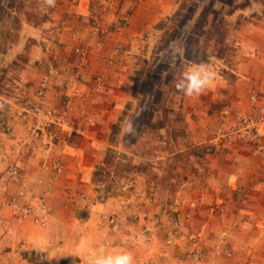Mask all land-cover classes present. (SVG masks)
<instances>
[{
	"label": "crops",
	"instance_id": "obj_1",
	"mask_svg": "<svg viewBox=\"0 0 264 264\" xmlns=\"http://www.w3.org/2000/svg\"><path fill=\"white\" fill-rule=\"evenodd\" d=\"M244 2L224 17L234 23L224 41L233 45L238 77H218L196 98L168 95L166 122L135 126L129 135L128 123L146 113L144 98L137 108L135 89L143 64L163 32L158 26L179 1H142L122 21L123 31L102 48L89 49L82 63L72 52L78 39H86L90 0L76 6L58 2L51 15L37 16L34 9L44 7V0H0V121L10 123L13 136L22 135L20 111L36 102L46 77L49 104L75 102L67 141L48 154L19 160L30 182L45 162H63L62 176L47 196L50 225L18 223L0 196V264H89L101 250L129 251L135 264H264V134L253 144L245 133L238 135L242 130L220 132V156L207 149L217 141L215 129L236 124L256 104L252 91L260 92L258 104L264 105V0ZM52 39L58 43L49 44ZM117 42L125 50L111 63ZM216 60L222 65L225 58ZM98 75L105 77L103 89ZM161 113L153 111L152 119ZM15 143L0 128V171ZM110 151L121 159L108 160ZM117 162L126 167L119 169ZM47 185L45 180L42 190ZM237 187L247 191L243 202L234 198ZM214 203H220V216L211 212ZM194 224L201 231L199 252L218 246L203 249L198 260L188 256ZM218 229L228 237L212 233ZM171 233L176 234L169 243Z\"/></svg>",
	"mask_w": 264,
	"mask_h": 264
},
{
	"label": "rangeland",
	"instance_id": "obj_2",
	"mask_svg": "<svg viewBox=\"0 0 264 264\" xmlns=\"http://www.w3.org/2000/svg\"><path fill=\"white\" fill-rule=\"evenodd\" d=\"M58 2H63L66 0H57ZM144 0H114L112 5L105 4L103 0H90V11L91 15L88 22V29H87V36L86 38L90 37V26L92 24V20L94 18H99L105 23H113L115 20H112V15H115L114 18H122L126 17L128 15V18L133 14L135 11L137 5L141 3ZM179 4L174 11V13L168 17V20L166 22H162L158 27L162 28L163 32H161L160 39L157 42L154 52L148 53L149 55L146 56V61L142 71L141 76L139 79V82L135 86L136 93L138 94L140 101L137 103V108L140 106L139 103L144 98L143 108L146 113L143 114L141 117L137 118L134 122L135 126L139 130H143L144 128L151 126L153 121L155 120V124H163V121L166 122L167 117H165L163 111L168 110V95L174 93H180L178 92L174 87V80L178 75V70L181 68V61L178 59L175 64L172 63L171 58V47L175 44H180L184 49V61H192V62H200L206 58L208 60V63H210L217 71L218 77H226V78H236L238 77L237 73L235 72V65H233V45L231 43H226L227 36L230 33L234 27V23L230 22L229 20L225 19L224 17L228 14H231V12L236 9L239 5L241 6L245 4V0H178ZM67 2V1H66ZM37 8V7H36ZM42 11L45 15H50V8L42 7L41 9L38 8L34 9V16H37L38 13ZM120 18V19H121ZM52 18H50L51 20ZM51 22H54L53 20ZM54 26H51L50 32L54 30ZM52 34V33H51ZM231 35V34H229ZM226 40L224 41V39ZM112 39V38H110ZM58 43V41L55 39H52L49 41V44L51 43ZM79 45H82L84 42H79ZM118 43V42H117ZM123 45V51L125 50V45L123 42H121ZM230 45V46H229ZM75 49V47H74ZM73 49V54L75 57H77L78 61L79 58L75 54V51ZM224 57L225 61L221 65L217 62L216 58ZM259 54L256 53L255 57H258ZM249 57V56H248ZM144 62V61H143ZM244 73V71H243ZM242 73V74H243ZM258 90H254L250 93V100L253 102L256 100V104H254L248 111L242 112V114L239 115V118L237 119V123L228 126L225 130H221L220 127L215 129L213 131L215 138L217 139L216 142L213 144H210V146L207 148L208 152L212 156H220V153L222 151V148L220 149V132H222V135H227L228 132H230V135L232 132L236 133V131H241L238 135H243L242 133H245L246 139L250 138V143L253 144H259L258 142L262 139L261 137L264 134V129L260 134L253 135L252 133H247V131L244 129L243 121L246 117L252 115L254 113V109L258 111L259 114L264 115V105L258 104L259 99ZM231 107V104L229 105ZM30 107V106H29ZM28 108V107H27ZM232 109V107H231ZM25 110V109H24ZM23 110V111H24ZM160 110L162 111L161 114L156 115L154 119H152V113L153 111ZM23 111H20V117L23 113ZM156 118V119H155ZM5 120V119H3ZM2 121V120H1ZM0 121V122H1ZM7 121V120H6ZM4 132V131H3ZM120 132V126L117 125L113 129V133L116 136ZM5 133V132H4ZM6 135V133H5ZM113 135V139H115V136ZM233 135V136H234ZM233 136H227L228 141L232 140ZM6 137L10 140L11 137ZM18 136H13L14 138H17ZM245 138H241L242 140ZM217 146L219 148L217 149ZM14 148H10V156H6L2 159V162H4V169L0 171V175L4 176L6 174L7 166L9 164V161H14L16 157L14 154ZM262 149V148H257ZM262 154V151H258ZM121 155H115L113 152H109L108 160H115L121 159ZM117 165L119 169L125 168L126 164L122 162H117ZM263 168V167H262ZM100 174L103 176L104 171H100ZM243 188V187H242ZM247 192V191H246ZM232 193L234 194V198L238 202H243V200H238L236 196V191L233 188ZM247 199V198H245ZM244 199V200H245ZM211 212L214 214V216L217 214L220 216V203H214L212 206ZM189 219V218H186ZM185 223V220H184ZM195 228H197V224H194V231L192 229V233L194 234L191 240V248L188 252V256H191L193 260L200 259L201 254H204V251L209 250H217L218 246L214 248L213 247H204V251L202 248H200V252L198 251V246L200 244V232L196 231ZM218 235V238H226L228 237L227 233H221L218 229L216 232ZM176 233H171L168 236V240L170 237L174 239ZM215 238H217L214 235ZM217 238V239H218ZM228 250V249H227ZM226 252H231L227 251ZM231 250V249H229ZM220 251V250H219ZM200 254V255H199ZM187 255V254H186ZM218 256V255H217ZM220 256V254H219ZM227 257L232 258V255H227Z\"/></svg>",
	"mask_w": 264,
	"mask_h": 264
},
{
	"label": "built area",
	"instance_id": "obj_3",
	"mask_svg": "<svg viewBox=\"0 0 264 264\" xmlns=\"http://www.w3.org/2000/svg\"><path fill=\"white\" fill-rule=\"evenodd\" d=\"M68 4L76 6L79 0H66ZM105 4L112 5L114 0H103ZM50 8V15L57 7ZM126 17L105 23L99 18H94L90 26V37L84 40L82 45L75 46V54L80 62L87 60L89 49H100L107 44L110 38L119 35L124 28L123 20ZM65 24V23H62ZM66 26V25H65ZM83 42V39H78ZM84 44L86 45L84 47ZM123 53V45L118 42L113 49L111 63ZM58 73V71H54ZM97 85L103 89L105 87V77L98 75L95 77ZM49 87V79L46 77L42 81L37 92V100L30 107L26 108L21 119L23 122V134L13 139L14 130L6 120L0 122V128L16 141L14 161H9L6 174L0 178V196L2 197V208H10L18 223L30 222L33 225L46 229L51 222L52 213L47 203V196L51 188L59 182L63 172V162L60 158H54L45 162L38 174L34 175L30 182L22 170L20 157L30 154H48L53 152L70 137L73 128L72 110L75 106L72 98L61 99L59 105L49 104L46 92ZM244 129L253 135L260 134L264 129V115L254 109V113L246 117L243 121ZM48 177V178H46ZM47 181L48 190H42V186ZM238 200L248 197L246 190L242 187L236 188ZM169 243L173 242L170 237Z\"/></svg>",
	"mask_w": 264,
	"mask_h": 264
},
{
	"label": "clouds",
	"instance_id": "obj_4",
	"mask_svg": "<svg viewBox=\"0 0 264 264\" xmlns=\"http://www.w3.org/2000/svg\"><path fill=\"white\" fill-rule=\"evenodd\" d=\"M56 0H44V7H54ZM171 47L173 65L179 59L181 68L174 80L175 89L188 98H196L202 95L218 78L216 69L208 63H195L183 60L184 49L180 44ZM127 134L134 135L135 125L128 123ZM89 264H135V258L129 251L105 252L101 250L90 258Z\"/></svg>",
	"mask_w": 264,
	"mask_h": 264
}]
</instances>
